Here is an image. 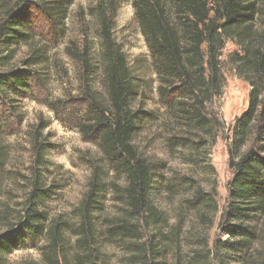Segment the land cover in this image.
I'll use <instances>...</instances> for the list:
<instances>
[{"label":"trees","instance_id":"trees-1","mask_svg":"<svg viewBox=\"0 0 264 264\" xmlns=\"http://www.w3.org/2000/svg\"><path fill=\"white\" fill-rule=\"evenodd\" d=\"M126 3L145 39L163 112L137 105L144 85L113 37ZM70 7L69 0H0V107L33 82L45 87L39 72L49 63L47 46L64 33ZM89 12L98 48L94 53L84 37L69 54L80 65L86 104L77 128L100 160H89L88 189L70 218L52 217L59 187L48 183L47 147L34 132L24 198L8 193L0 202V264L30 248L41 255L31 264H264V0H96ZM228 43L237 48L229 62L250 91L232 129V179L220 211L216 182L207 191L197 172L169 174L168 163L148 149L159 140L170 156L213 176L208 157L224 124L209 109L226 85L221 58ZM21 47L27 55L18 67ZM96 80L101 91L93 89ZM5 165L2 151L0 172ZM107 174L118 205L112 214ZM216 221L220 234L213 237ZM110 249L123 257L114 260Z\"/></svg>","mask_w":264,"mask_h":264},{"label":"rangeland","instance_id":"rangeland-1","mask_svg":"<svg viewBox=\"0 0 264 264\" xmlns=\"http://www.w3.org/2000/svg\"><path fill=\"white\" fill-rule=\"evenodd\" d=\"M71 7L65 21V31L54 45L47 46L49 63L46 70L39 73L44 78L45 87L33 82L26 92L12 95L10 104L0 107V152H5L6 165L0 172V202L8 193L24 198L26 178L30 175L33 162V136L40 133V141L47 147L45 158L47 168L45 174L49 182H54L56 190L49 209L52 217L59 215L69 219L72 211L78 207L87 192L91 177L89 160H100L99 149L95 144L86 142L79 133L77 123L84 117L86 104L83 100V86L80 82V65L72 59L70 50L78 47L84 37L91 38L95 53L98 40L95 37L96 24L89 9L96 0H69ZM37 30L43 35L47 32V24L39 18ZM113 37L127 57L135 75L141 79L143 88L137 105L148 111H161L156 92V75L150 64L149 51L141 30L135 21L134 9L130 3L124 4L115 19ZM237 48L228 43L221 58L222 70L226 78L223 94L216 99L210 111L216 113L224 124L219 132L215 146L208 157L210 167L214 169L212 177L201 176L198 170L183 164L181 156H170L161 141L151 144L150 155L164 159L171 169L170 173L196 175L207 190L217 183L220 211L223 210L227 196L228 184L232 179L229 165L228 148L232 137V129L237 118L246 111L249 101V85L241 80L229 62V56ZM1 54V53H0ZM27 55V48L18 51V67ZM95 76L97 70L95 69ZM95 91L100 90L96 80ZM11 106V107H10ZM103 166L105 162L101 161ZM111 174L104 178L105 207L109 214L117 211L118 205L112 200L110 188ZM213 181V182H211ZM167 209H172L168 204ZM218 221V220H217ZM217 221L211 236L219 235ZM114 260L123 257L120 251L110 249ZM8 259L11 264H31L41 262V255L34 249H20L12 253Z\"/></svg>","mask_w":264,"mask_h":264}]
</instances>
